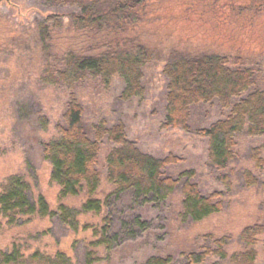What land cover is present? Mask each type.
<instances>
[{
  "label": "rangeland",
  "instance_id": "1",
  "mask_svg": "<svg viewBox=\"0 0 264 264\" xmlns=\"http://www.w3.org/2000/svg\"><path fill=\"white\" fill-rule=\"evenodd\" d=\"M156 1L152 12L155 19L141 28L142 38L153 51L152 61L144 71L143 96L123 101L120 80L114 79L107 90L88 80L73 91L82 107L83 125L89 134L91 126L99 121L109 126L122 123L128 139L143 152L157 158L178 159L168 168L171 176L193 170L203 196L221 193L223 209L201 222H183L178 190L161 205L125 193L109 197L100 215L78 213L75 231L55 216L33 217L16 226H8L0 218V251L16 247L25 257L35 251L51 256L61 252L73 264H84L88 244L95 240L96 229L107 217L114 244L109 256L102 249L97 250L100 259L95 264H143L154 255L170 256L172 264H185L187 253L198 252L203 246L213 248V242L219 239L225 240L222 249L228 257L244 250L240 233L255 224L263 228L254 246L256 263H264V163L256 167L251 161L256 148L264 160V137L240 136L237 159L226 170L217 171L207 161L204 139L161 128L166 86L162 69L164 57L171 49L192 55L212 53L238 58L255 70L256 89H264V0H220L214 5ZM21 2L22 9L30 8L19 17L20 21L16 20L17 28L27 34L25 42L21 48H10L0 40V188L8 178L19 176L29 186L28 196L33 204L42 198L51 211L61 205L80 211L86 195L60 199L59 189L50 179V167L42 159L41 143L53 137L55 126L62 124L67 93L37 82L31 67L29 34L44 9L36 0ZM6 12L1 3L0 13ZM43 117L48 120L46 129L41 128ZM222 117L215 103L200 105L191 109L189 124L197 130ZM246 170L256 178V185L248 189L243 181ZM109 190L102 179L96 197L102 199ZM204 264L228 262L216 256Z\"/></svg>",
  "mask_w": 264,
  "mask_h": 264
},
{
  "label": "trees",
  "instance_id": "2",
  "mask_svg": "<svg viewBox=\"0 0 264 264\" xmlns=\"http://www.w3.org/2000/svg\"><path fill=\"white\" fill-rule=\"evenodd\" d=\"M21 1L24 0H0L7 11L0 13V40L10 48H21L27 35L23 28H17L19 17L30 10L22 9ZM36 1L44 12L40 20L32 23L28 33L31 67L40 85L67 93L62 124L55 126L53 137L41 143L42 159L50 167V179L59 189L60 199L85 194L86 200L80 211L61 205L54 212L42 198L33 204L28 196L29 186L21 177L12 176L0 188V218L8 226H16L33 217L55 216L75 231L78 213L100 215L111 196L130 193L135 198L161 205L177 190L181 195V221L201 222L220 213L221 193L203 196L193 170L171 176L168 168L177 164L178 159L157 158L143 152L128 139L122 123L109 126L99 121L91 126L88 134L82 121V107L73 93L88 80L96 81L107 90L118 79L122 83L121 100L143 96L142 80L153 51L142 38L141 28L155 19L152 12L157 1ZM183 1L214 5L220 0ZM241 61L212 53L192 55L178 49L169 50L164 57L165 114L161 128L187 135L193 133L204 139L207 161L217 171L226 170L237 159L240 136L264 137V89H256L255 70ZM213 103L223 117L206 128L193 130L189 124L191 109ZM40 124L46 129L48 120L43 117ZM259 151V148L252 150L251 161L256 167L264 163ZM102 153H105L103 157ZM243 178L247 189L256 185L251 171L246 170ZM102 179L110 190L98 199ZM103 220V225L95 231V240L88 244L84 264L99 262L98 249L110 255L114 235L109 237L107 217ZM260 229L263 228L255 224L242 230L239 238L245 248L238 253L227 257L222 249L225 240L219 239L213 242V248L203 246L198 252L187 253L185 264H204L216 256L228 264H258L254 246ZM0 264L73 263L61 252L51 256L35 251L25 257L18 248L12 247L9 251H0ZM143 264H172V259L154 255Z\"/></svg>",
  "mask_w": 264,
  "mask_h": 264
}]
</instances>
